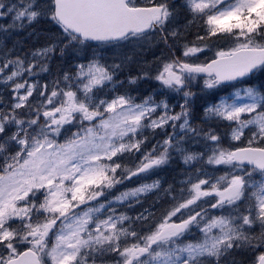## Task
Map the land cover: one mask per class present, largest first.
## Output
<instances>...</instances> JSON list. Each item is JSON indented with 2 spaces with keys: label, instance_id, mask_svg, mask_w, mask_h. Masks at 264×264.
Segmentation results:
<instances>
[{
  "label": "snow or ice",
  "instance_id": "snow-or-ice-1",
  "mask_svg": "<svg viewBox=\"0 0 264 264\" xmlns=\"http://www.w3.org/2000/svg\"><path fill=\"white\" fill-rule=\"evenodd\" d=\"M0 264H264V0H0Z\"/></svg>",
  "mask_w": 264,
  "mask_h": 264
}]
</instances>
